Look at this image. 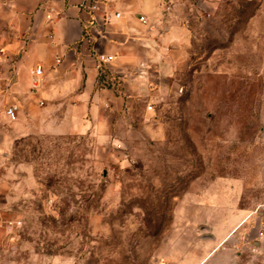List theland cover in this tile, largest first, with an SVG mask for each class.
Listing matches in <instances>:
<instances>
[{"label":"rangeland","instance_id":"374dc122","mask_svg":"<svg viewBox=\"0 0 264 264\" xmlns=\"http://www.w3.org/2000/svg\"><path fill=\"white\" fill-rule=\"evenodd\" d=\"M188 5L169 92L150 111L128 109L112 144L85 135L16 144L0 172L15 213L0 226V264H182L190 190L230 194L261 220L257 233L264 225V0ZM251 248L264 264V240Z\"/></svg>","mask_w":264,"mask_h":264},{"label":"crops","instance_id":"0c3cea01","mask_svg":"<svg viewBox=\"0 0 264 264\" xmlns=\"http://www.w3.org/2000/svg\"><path fill=\"white\" fill-rule=\"evenodd\" d=\"M192 1L202 12L220 2L0 0V78L8 83L0 93V172L22 139L85 135L112 144L128 109L147 104L152 110L185 58L182 9ZM36 66L43 74L33 88ZM12 103L20 107L15 123L4 113ZM13 197L0 176V226L14 222ZM182 213L191 245L182 264H253L251 242L261 220L240 210L232 195L190 190Z\"/></svg>","mask_w":264,"mask_h":264},{"label":"built area","instance_id":"2783aa9c","mask_svg":"<svg viewBox=\"0 0 264 264\" xmlns=\"http://www.w3.org/2000/svg\"><path fill=\"white\" fill-rule=\"evenodd\" d=\"M92 9H95V6L91 7ZM141 21L143 23H146V19L142 18ZM2 52L0 51V57H1ZM102 62H110L112 61V57H108V58H102L101 59ZM43 74V70L41 66H36L34 69V81H33V88H38L40 86V78L42 77ZM8 90V83L0 78V93H6ZM20 111V107L19 105H17L16 103H12V104H7L4 106V113L5 116L8 119L9 123H15L18 120V114ZM257 237L258 239L264 240V225H262L257 233ZM257 242V241H255Z\"/></svg>","mask_w":264,"mask_h":264}]
</instances>
